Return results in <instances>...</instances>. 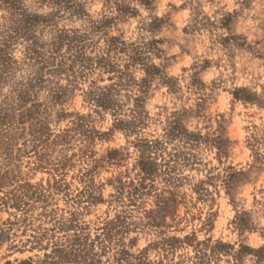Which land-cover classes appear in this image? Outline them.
<instances>
[{
    "label": "rangeland",
    "instance_id": "rangeland-1",
    "mask_svg": "<svg viewBox=\"0 0 264 264\" xmlns=\"http://www.w3.org/2000/svg\"><path fill=\"white\" fill-rule=\"evenodd\" d=\"M0 264H264V0H0Z\"/></svg>",
    "mask_w": 264,
    "mask_h": 264
}]
</instances>
